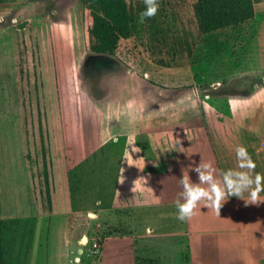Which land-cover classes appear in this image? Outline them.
Masks as SVG:
<instances>
[{"label": "crops", "instance_id": "0c3cea01", "mask_svg": "<svg viewBox=\"0 0 264 264\" xmlns=\"http://www.w3.org/2000/svg\"><path fill=\"white\" fill-rule=\"evenodd\" d=\"M12 2L0 0V18ZM164 21L165 27L162 22L149 26L150 56L133 52L130 66L108 59L116 66L102 75L120 72L129 80L103 84L104 92L94 99L80 86L63 93L59 87L55 119L60 127L48 148L50 156L45 157L43 145L39 162L21 147L19 160H7V175L4 171L0 179V196H8L7 217L19 210L22 220L31 221L28 232L33 234L41 224L49 225L45 218L59 217V232L70 252L69 214L75 207L162 206L169 216L176 215L181 177L198 182L192 167L210 162L221 180L224 172L238 169V147L246 148L255 163L252 176H264V52L255 8L239 28L211 36L200 32L198 17L192 22L175 19L176 26ZM130 39L124 37L118 49ZM167 72L178 75L165 81ZM245 72L259 73V80L237 79ZM199 84L210 85L212 93L195 92ZM181 85L189 87L176 94L172 88ZM107 144L110 149L103 155ZM72 184L78 188L71 191ZM91 184L93 196L83 190ZM259 197L264 200V191ZM249 198L245 192L244 199ZM171 218L162 228L152 224L145 231L133 227L127 234L104 236L96 256L82 264H137L139 258L151 264L156 256H140L137 245L144 240L152 250L151 244L164 237L176 248L169 254L170 264H264V203L245 205L232 196L219 214L199 205L190 220L176 224Z\"/></svg>", "mask_w": 264, "mask_h": 264}, {"label": "rangeland", "instance_id": "374dc122", "mask_svg": "<svg viewBox=\"0 0 264 264\" xmlns=\"http://www.w3.org/2000/svg\"><path fill=\"white\" fill-rule=\"evenodd\" d=\"M15 1L11 4L7 3V14L0 18L1 181L4 178L2 174L4 171L7 175V160H19L21 147H23L26 156L29 158L37 156L39 162L42 161L39 159L41 158L39 150L43 145L45 146V157L50 156L47 152L48 148L53 143L52 139L55 138L56 129L60 127L58 120L55 119L58 110L59 87L63 93L73 86H83L94 98H98L104 92L101 87L104 86L103 84H107L109 81H126L127 78H124L120 72V74L113 72L111 76H107L108 74L103 76L81 70L82 57L88 50L86 26L91 20L90 12L96 11L109 18L113 23L119 19L129 21L135 15L133 10H127L117 16L119 0ZM158 3L160 7L156 15L147 19L153 23L162 22L161 27H165L164 20L166 19L172 20L171 26H176L175 19L186 18L192 22L194 18L198 17L196 0H158ZM254 8L257 14V23H259V44L262 53L264 52V0H255ZM130 40L117 50L121 58L116 55L125 66H130L129 62L133 64L129 54L141 50L133 38ZM20 60L23 66L22 73L19 71ZM136 65L139 66V64ZM118 69L119 66L115 71ZM176 75L167 72L163 79L170 81ZM259 76V73L245 72L236 78L240 81H258ZM165 83L159 82V84ZM154 90L156 93L160 92L158 88ZM162 93L165 96L171 95L170 90L163 89ZM149 94L153 95L154 91ZM211 98L212 96L209 97V99ZM23 139L26 140V146H23ZM55 146L57 147L59 144H55ZM109 149L110 145H105L102 150V152L104 151L103 155ZM102 152L98 154L99 158L102 157ZM104 164L101 163L98 167L99 170L102 171ZM106 186L104 183L101 187L106 188ZM92 187L93 184L91 187L90 185L84 187L83 190L89 191L90 196H93ZM7 198L8 196H0V220H20L17 215L19 210L12 212L13 217H7V209H5L7 208ZM165 211L162 206L147 209H118L108 206L95 207L88 211L75 207V210L69 214L70 225L76 230L83 226L84 233L80 238L72 239L70 252L59 232V217L51 216L45 220L41 219L49 221V225L43 223L38 227L37 233L28 235L24 264H82L85 259L90 261L96 256L104 233L111 228H117L118 223H122L124 228L130 229V232L133 227H140L145 231L147 225L152 224H155L157 228H162L165 220L170 219L171 216L174 217V223L177 224L178 213L176 215L172 213L169 216V213ZM22 225L18 228L17 233L16 245L20 247L19 252L24 249V245L22 248L21 245L25 240L24 235L27 234L21 231L26 226L24 221H22ZM92 242H96V245H93ZM147 243L144 240L139 241L137 254L140 256L155 255L156 260L151 264H170L167 261L169 254L176 248L174 244L170 245L172 242L168 238H160L156 243L151 244L154 245L152 250L146 246ZM77 247L80 249L78 250ZM137 264L147 263L139 258Z\"/></svg>", "mask_w": 264, "mask_h": 264}, {"label": "trees", "instance_id": "16d2710c", "mask_svg": "<svg viewBox=\"0 0 264 264\" xmlns=\"http://www.w3.org/2000/svg\"><path fill=\"white\" fill-rule=\"evenodd\" d=\"M254 2L255 0H196L200 32L206 36L228 29L239 28L244 21L254 15ZM145 7L144 0H119L117 16L127 10H133L135 15L129 21L119 19L115 23L96 11L90 12L91 20L86 26L88 50L83 56L89 54V62L94 68H96V65H106L109 58L120 61L116 56V51L124 37L133 38L145 56L151 55L152 37L149 34V26L157 28L158 24L149 21L147 18L144 23L138 22L139 14L145 10ZM155 23L156 26H154ZM19 71L23 72L21 60L19 62ZM81 87L91 99H94L85 87ZM188 87V85H181L173 87L172 90L176 94H180ZM210 88L208 84H199L196 91L201 95L204 93L210 94L213 91ZM76 188H78L77 184L75 186L71 185V191ZM21 220V218L20 220H0V264H24L27 238L31 234L28 232L29 226L31 227V221L22 220L26 226L21 231L27 234L24 235L25 240H23L24 243L21 245V248L24 245V249L19 252L20 247L16 245V242L18 239V228L23 226ZM80 227L79 230L70 227L71 239H78L84 233L83 226ZM127 233H130V229L124 228L122 223H118L117 228H111L104 233L101 241L106 235Z\"/></svg>", "mask_w": 264, "mask_h": 264}, {"label": "clouds", "instance_id": "9594fccd", "mask_svg": "<svg viewBox=\"0 0 264 264\" xmlns=\"http://www.w3.org/2000/svg\"><path fill=\"white\" fill-rule=\"evenodd\" d=\"M144 4L146 7L139 14V23H144L146 18L154 17L160 7L158 0H144ZM236 155L238 169L224 172L221 180L216 178L215 169L210 162L192 167L191 170L198 174V182L194 183L189 175L181 177L183 191L180 194L181 198L176 201L178 220L182 222L190 220L196 214L199 205L211 208L219 214L223 203L232 196L242 199L245 205L264 203L259 197V193L264 191L262 186L264 176L259 174L252 176L256 166L246 148L238 147ZM245 192L249 193V199H244Z\"/></svg>", "mask_w": 264, "mask_h": 264}, {"label": "flooded vegetation", "instance_id": "af4514ba", "mask_svg": "<svg viewBox=\"0 0 264 264\" xmlns=\"http://www.w3.org/2000/svg\"><path fill=\"white\" fill-rule=\"evenodd\" d=\"M80 65L81 70L89 72L93 75L103 74V72L109 71L116 66L114 62L108 61L106 62V65H96V68H94L89 62V54L84 56Z\"/></svg>", "mask_w": 264, "mask_h": 264}, {"label": "built area", "instance_id": "2783aa9c", "mask_svg": "<svg viewBox=\"0 0 264 264\" xmlns=\"http://www.w3.org/2000/svg\"><path fill=\"white\" fill-rule=\"evenodd\" d=\"M262 144H264V138H263ZM92 244L96 245V242H92Z\"/></svg>", "mask_w": 264, "mask_h": 264}, {"label": "water", "instance_id": "95a60500", "mask_svg": "<svg viewBox=\"0 0 264 264\" xmlns=\"http://www.w3.org/2000/svg\"><path fill=\"white\" fill-rule=\"evenodd\" d=\"M84 57V56H83Z\"/></svg>", "mask_w": 264, "mask_h": 264}]
</instances>
